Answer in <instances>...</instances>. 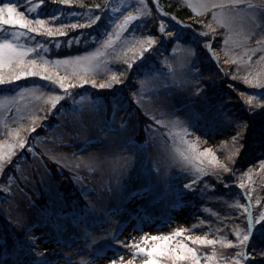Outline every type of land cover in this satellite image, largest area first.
I'll return each mask as SVG.
<instances>
[{
    "label": "rangeland",
    "instance_id": "1",
    "mask_svg": "<svg viewBox=\"0 0 264 264\" xmlns=\"http://www.w3.org/2000/svg\"><path fill=\"white\" fill-rule=\"evenodd\" d=\"M182 1L194 13V21L185 20L200 28L180 22L182 30L167 31L169 20H176L165 15L158 0H115L105 12L77 8L72 0L59 3V15L85 27L71 36L32 33L22 39L49 49L29 55L38 67H44L41 55L69 61L50 63L47 74L66 78L72 95L53 110L49 97L62 94L58 85L29 81L36 77L0 85V154L9 145L15 153L0 169V264H112L116 251L132 259L121 242L145 247V235L178 229L187 231L173 247L179 241L193 246L185 237L215 240L202 227L209 205L222 197L230 220L220 243L227 255L220 264L242 262L237 256L242 246H227V241L238 243L237 225L245 230L238 205L253 206L256 218L264 211V98L256 95L264 94V0L235 6L228 0ZM221 4L226 6H214ZM24 5L31 6L28 0ZM129 14L136 19L121 28ZM97 15L104 18L92 24ZM53 23V30L67 31ZM74 37L79 42L69 44ZM149 37L155 40L150 47ZM109 39L113 44L105 47ZM97 50L104 56L75 62ZM113 75L121 82L112 81ZM104 83L113 86L100 88ZM86 84L89 93L76 95L81 87L72 85ZM205 149L211 152L200 156ZM213 154L228 171L212 161ZM185 185L196 186L201 199L207 185L219 191L197 210L178 199ZM262 253L264 241L255 236L249 248L253 264H264ZM115 259L119 264V256ZM145 259L139 256L133 264Z\"/></svg>",
    "mask_w": 264,
    "mask_h": 264
},
{
    "label": "snow or ice",
    "instance_id": "2",
    "mask_svg": "<svg viewBox=\"0 0 264 264\" xmlns=\"http://www.w3.org/2000/svg\"><path fill=\"white\" fill-rule=\"evenodd\" d=\"M25 0H0V85L10 84L15 81H19L22 78L26 77H39L45 81H49L52 85H58L59 88L62 90V94H57L49 97V101L52 105V109L55 110L57 105L61 100H64L66 96H71L72 94L69 91V86L65 84L64 80L66 78H59L53 79L51 75H48V65L51 63L53 66L59 65L60 63L68 64L69 61H49L44 58V56H39V59L44 65V67H38L36 59H30L29 55L31 53L37 52L38 48H42L45 53L49 51L47 47L44 45L37 43L35 47L28 46L27 43L22 42V39L25 37H31L29 34L36 33L38 35H46L47 37H55V36H64L67 35L62 29L53 30L52 27L48 26L44 19H37V18H29L24 10H20L21 4H23ZM72 0H60L62 4H70ZM242 0H228V3L235 6L236 4L241 3ZM28 3L31 5L27 7V13H36L37 10L46 3V0H39V3L33 2V0H28ZM143 3V0H141ZM219 7H225L226 5H214ZM97 7H101L98 5ZM75 15V14H73ZM150 15V12H149ZM166 15V13H165ZM52 21H55L57 17L55 15L52 16ZM91 19V18H90ZM101 19V16L97 15L95 20H92L91 23L95 24ZM136 17L129 14V16L125 17L124 22L120 25L123 28L125 25L129 24L131 21L135 20ZM5 26H8L7 28ZM90 26V25H89ZM85 27L83 24H71L72 29L82 28ZM19 29V30H17ZM26 30V31H24ZM165 25L161 24L160 31L164 32ZM174 35V34H173ZM201 35H206V33H201ZM80 37H74L68 41L69 44L71 43H78ZM155 43L154 38L149 37L148 45L149 47ZM113 41L109 39L105 42V47H111ZM178 46V45H177ZM57 47H59V42H57ZM210 47V45H209ZM175 47L173 51L175 52ZM143 51H148V48L143 49ZM104 52L97 50L95 52L90 53L86 56H78L75 58V62H91L96 60L98 57L104 56ZM142 57V53H141ZM133 65L129 64L128 67L131 68ZM4 69H8V72H4ZM112 81L116 83H120L121 81L115 76H112ZM84 83H87L85 81ZM246 83H251V81H246ZM113 86L112 83H104L99 85L100 88H111ZM72 87H83V85H72ZM93 87L95 84L93 83ZM199 94V92L197 93ZM23 95V92L20 93ZM243 95V93H242ZM257 96L264 98V94L257 93ZM248 103H252V95L248 96ZM35 131V128H33ZM188 129L184 128L185 135L188 134ZM238 137H233V142L237 140ZM187 143V141H185ZM26 141L21 139L19 141V147L21 149L26 148ZM190 147H194V145H190ZM211 149H205L204 152L200 153V156H205L207 153H210ZM15 155L12 151V146H8L7 152L0 154V169L3 168V164L6 161V158H10L11 156ZM212 161H215V164L218 165L220 168H223L224 171H228V168L225 164L221 163L220 161L216 160L215 155L212 156ZM210 161V163L212 162ZM264 167V164H262ZM197 173H203V168H197ZM196 180H193L195 183ZM242 188L244 187L243 184L240 185ZM186 188L191 189L192 185H185ZM250 195V193H249ZM257 203H260L257 200ZM243 207L244 213L247 214V228L246 230L241 229L239 225H237V230L235 231V236L237 237L238 243L233 245L231 241H227V246L232 247H240L243 246L245 249L248 246V242L253 235V230L255 225L253 224V214L249 207L238 205ZM256 224L260 225L261 228L259 230H264V211H261L258 218H256ZM187 231L186 229H178L172 232L170 235L165 236H147L142 237V243L145 247H141L140 244H130L127 241L121 242V245L125 248L130 249L132 259L125 260L124 255L121 254L119 251H116L113 254L112 264H117V260L115 259L116 256H119V264H133V261L139 256H146L147 259L143 260V264H161V260L170 261L171 264H181L183 261H193L194 264H199V260H197V251L188 246V244L184 243L183 241L177 242V244L173 247L172 241L176 239V237H180L183 233ZM242 236V239H241ZM115 238V237H113ZM36 239L38 237L31 240L30 243L35 245ZM186 240H191L193 244H200V245H215L217 240H208L206 238L196 237L192 239V237H185ZM223 239V238H221ZM149 242H152L151 247H147ZM264 256V253L261 254ZM238 257H243L245 264L248 259L253 258L250 257L247 251L238 252ZM211 259V258H209ZM236 264H241L240 260L237 259Z\"/></svg>",
    "mask_w": 264,
    "mask_h": 264
},
{
    "label": "trees",
    "instance_id": "3",
    "mask_svg": "<svg viewBox=\"0 0 264 264\" xmlns=\"http://www.w3.org/2000/svg\"><path fill=\"white\" fill-rule=\"evenodd\" d=\"M33 1H38L39 0H33ZM111 1H115V0H74V4L75 6H77V8L83 7V8H88V7H95V9H98L99 11H107V7L106 5L110 4ZM151 3V0H149ZM161 3V10L166 13L168 16L174 18L176 20V22H173L171 20H169V24H170V28L166 29L167 31L170 30H182L183 28L181 27L180 22H184L186 24H193L194 20H192L194 18V13L191 11V9H189V7L182 1V0H158ZM60 0H46V3H44L42 6L43 8H41V10L37 11L36 13H27L26 11V3L24 5V9L23 7L20 6V10H24L26 12V14L29 16V18H37V19H43L46 21L47 25L50 27L52 26V22L54 26L57 25H62L64 28L67 29V31H65L67 33L66 36H71L73 33V31H75V29L71 28V25L69 23H71V21H69V19H66V15H62L60 16ZM98 5H100L101 7H97ZM72 8V6H71ZM102 12V14H103ZM55 15L57 17V19L55 21H52V16ZM58 15V16H57ZM64 16V18H63ZM102 16V15H100ZM156 19H160V20H165L164 17H161L159 15H155ZM46 18V19H45ZM104 18V16L101 17V19ZM186 18H190L191 20L186 21ZM69 21V22H68ZM103 23V20H101ZM61 22V23H60ZM173 22V23H172ZM177 23H179L180 25H178ZM195 27L196 28H200V26H198L196 23ZM193 24V25H194ZM100 33V32H99ZM98 33V34H99ZM100 35V34H99ZM190 35V34H189ZM193 37L196 35H192ZM191 36V37H192ZM63 37V36H61ZM174 40V39H173ZM173 40H170L171 42ZM171 42L169 44H171ZM82 46V45H81ZM61 54L64 53H68V52H60ZM139 74V73H138ZM39 77L33 78L32 80L29 81H34V83H38L41 82L38 79ZM28 82V81H26ZM24 86V85H23ZM88 88V89H87ZM76 93V95L78 96H82L85 94L89 93V87L86 84V86L83 88H77L76 91H74ZM118 91H114L112 94L113 95H117ZM126 92V91H125ZM229 91L224 90V94H228ZM256 93H259V91H257ZM93 96L95 97H101L98 94H94L92 93ZM192 179V176H191ZM209 182V181H206ZM63 187V186H62ZM212 186L209 187V185H207V191L205 192V196L204 198L201 199V197L199 196V192H198V188H196V186L192 185L191 189H183L182 191H180V196H179V201L183 202L184 204L186 202H192L195 204L196 209L197 208H201L204 203L206 202V200L208 198H215V192L219 191L216 190L213 187V190H211ZM238 189H241V191H243L244 189L237 187ZM64 189V188H63ZM66 189V188H65ZM210 189V191H209ZM245 191V190H244ZM209 192L208 195H206ZM217 195V194H216ZM218 196V195H217ZM223 198V197H222ZM218 202L216 201V199L211 202V204L209 205V210L206 212V216L204 219V228L202 227V231H205V234H213L215 236V240H217V243L215 245H200V244H194L193 246H191V248L195 249L197 251V260L202 259V258H207V263L206 264H220V261L225 259V254L227 255V253L224 252V250L226 249H222V247H220V243H222V239H224V237H226L228 235V221L229 219V211L225 209V203L222 202L224 199H222ZM224 203V206H223ZM246 204V203H245ZM246 207H248V205L246 204ZM252 214H253V224L255 225V228L253 230V235L251 236L249 242H248V246L245 249L243 246L241 248V252L247 251V253L249 254V248H250V244L252 243V240L255 238H262V241H264V230H259L261 228L260 225L256 224V216H255V212H254V207H249ZM199 210V209H197ZM244 226H245V230L247 228V214L244 213ZM186 243V242H184ZM229 254V253H228ZM211 258V259H209ZM241 264H245V261L243 259V257H241ZM253 258H250L247 260L246 264H253ZM42 261V260H40ZM166 261V260H165ZM262 263L261 260H259ZM166 264H171L170 261H166ZM181 264H194L193 261H183L181 262ZM201 264V263H199Z\"/></svg>",
    "mask_w": 264,
    "mask_h": 264
}]
</instances>
